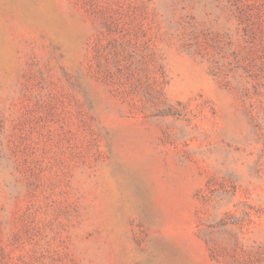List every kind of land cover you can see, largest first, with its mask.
I'll return each mask as SVG.
<instances>
[{"label":"rangeland","instance_id":"1","mask_svg":"<svg viewBox=\"0 0 264 264\" xmlns=\"http://www.w3.org/2000/svg\"><path fill=\"white\" fill-rule=\"evenodd\" d=\"M0 264H264V0H0Z\"/></svg>","mask_w":264,"mask_h":264}]
</instances>
